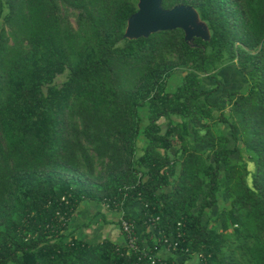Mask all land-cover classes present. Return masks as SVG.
<instances>
[{
    "label": "trees",
    "instance_id": "16d2710c",
    "mask_svg": "<svg viewBox=\"0 0 264 264\" xmlns=\"http://www.w3.org/2000/svg\"><path fill=\"white\" fill-rule=\"evenodd\" d=\"M178 4L209 39L126 36L138 0H0V264H264V0ZM85 201L125 245L69 230Z\"/></svg>",
    "mask_w": 264,
    "mask_h": 264
},
{
    "label": "water",
    "instance_id": "95a60500",
    "mask_svg": "<svg viewBox=\"0 0 264 264\" xmlns=\"http://www.w3.org/2000/svg\"><path fill=\"white\" fill-rule=\"evenodd\" d=\"M184 29L186 39L210 38L209 30L200 22L198 11L189 5L178 4L164 8L163 0H139L138 11L128 20L126 36L134 38L149 36L165 30Z\"/></svg>",
    "mask_w": 264,
    "mask_h": 264
},
{
    "label": "crops",
    "instance_id": "0c3cea01",
    "mask_svg": "<svg viewBox=\"0 0 264 264\" xmlns=\"http://www.w3.org/2000/svg\"><path fill=\"white\" fill-rule=\"evenodd\" d=\"M228 69L225 77L237 84L235 78L241 79V75L238 74L232 65H228ZM228 89L226 85V91ZM130 211L134 213L139 212L138 205L131 206ZM121 214L122 212L118 210L110 211L103 204L85 201L80 205L73 219L70 221L69 230L75 231L74 233L78 238L90 243H97L105 238H109L125 245V236L122 234L118 224Z\"/></svg>",
    "mask_w": 264,
    "mask_h": 264
},
{
    "label": "rangeland",
    "instance_id": "374dc122",
    "mask_svg": "<svg viewBox=\"0 0 264 264\" xmlns=\"http://www.w3.org/2000/svg\"><path fill=\"white\" fill-rule=\"evenodd\" d=\"M138 3H139V0H138ZM196 10H197V9H196ZM198 13H199V12H198ZM200 22L206 26V28L209 30V33H210V36H211V31H210V29H209L207 23H206L205 21H203L201 18H200ZM178 73H181V71H178ZM64 79H65V75L59 77L58 81L61 82V81H63ZM172 80L175 81V82L178 81V79H177V80L172 79ZM235 80H236V82H237L238 85L235 84V83H233L232 80H230V81L227 80V82H225V81H226V80H225L224 83H225V85L228 86V88H241V91H246V90H247V89H246V84H247V82L243 79L242 76H241V79L235 78ZM224 83H223V85H224ZM172 84H174V82H173ZM237 86H239V87H237ZM223 90H224V87H223ZM223 99L225 100V99H226V96L222 95L221 100H223ZM160 121H161L163 124L166 123V120H165L164 118L161 119ZM139 143L141 144V139H140V142H139ZM239 145H240V147H243L241 143H240ZM236 157H237V159H244V160H247V161H248V168H249L251 171H254V170H255L256 164L254 163V161H252V160L249 158L248 154H247L245 151H242V153H240V154L237 153V154H236ZM144 179H145V178H144ZM101 204H102V203H101ZM103 207H104V206H103Z\"/></svg>",
    "mask_w": 264,
    "mask_h": 264
},
{
    "label": "built area",
    "instance_id": "2783aa9c",
    "mask_svg": "<svg viewBox=\"0 0 264 264\" xmlns=\"http://www.w3.org/2000/svg\"><path fill=\"white\" fill-rule=\"evenodd\" d=\"M142 175H143L142 173H139V176H140V177H141ZM142 179L144 180V178L141 177V180H142ZM179 224H181V223H179ZM122 227H123V231H124V233H126V234L129 235V236H131V234H133V232H134V230H135V225H133L129 220H125V219H123V221H122ZM165 239H166V238H165ZM133 240H135V237H133V238L131 239V241H130V242L132 243L131 246H132V247H136V244L133 243ZM177 246H178V244L175 243V244L173 245V249H176ZM170 247H171L170 244L167 245V250H170ZM136 248H138V246H137ZM148 259L152 261V264H157V261H156L155 256H149Z\"/></svg>",
    "mask_w": 264,
    "mask_h": 264
}]
</instances>
